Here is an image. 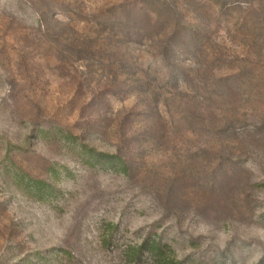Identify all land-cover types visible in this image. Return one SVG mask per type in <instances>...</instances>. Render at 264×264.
I'll return each mask as SVG.
<instances>
[{"label":"rangeland","instance_id":"obj_1","mask_svg":"<svg viewBox=\"0 0 264 264\" xmlns=\"http://www.w3.org/2000/svg\"><path fill=\"white\" fill-rule=\"evenodd\" d=\"M0 264H264V0H0Z\"/></svg>","mask_w":264,"mask_h":264}]
</instances>
